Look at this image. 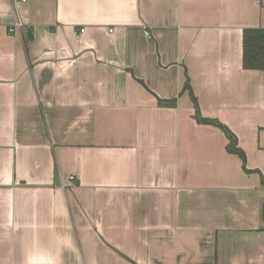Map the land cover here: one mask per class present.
<instances>
[{
    "label": "crops",
    "instance_id": "1",
    "mask_svg": "<svg viewBox=\"0 0 264 264\" xmlns=\"http://www.w3.org/2000/svg\"><path fill=\"white\" fill-rule=\"evenodd\" d=\"M259 28L264 0H0V264H264Z\"/></svg>",
    "mask_w": 264,
    "mask_h": 264
},
{
    "label": "trees",
    "instance_id": "2",
    "mask_svg": "<svg viewBox=\"0 0 264 264\" xmlns=\"http://www.w3.org/2000/svg\"><path fill=\"white\" fill-rule=\"evenodd\" d=\"M243 67L246 70L264 71V29H246L243 34ZM185 89L189 91L195 107V118L200 124H209L219 127L226 135L229 143L227 145V151L230 154L237 155L243 162V169L247 173L253 171L247 168V155L245 151L239 146L237 136L229 129L228 126L219 122L216 119L204 118L201 114L198 102L194 96L189 80H187ZM263 185H264V179ZM263 218H264V206H263Z\"/></svg>",
    "mask_w": 264,
    "mask_h": 264
},
{
    "label": "built area",
    "instance_id": "3",
    "mask_svg": "<svg viewBox=\"0 0 264 264\" xmlns=\"http://www.w3.org/2000/svg\"><path fill=\"white\" fill-rule=\"evenodd\" d=\"M18 2H26L27 0H17ZM21 25L20 24H17L16 25V28H19ZM11 31H13V30H11ZM86 30H85V28H81L80 30H78V32L77 33H84ZM76 34V33H75ZM144 38L145 39H147V40H150V39H152V36H151V33L148 31V30H146L145 32H144Z\"/></svg>",
    "mask_w": 264,
    "mask_h": 264
}]
</instances>
